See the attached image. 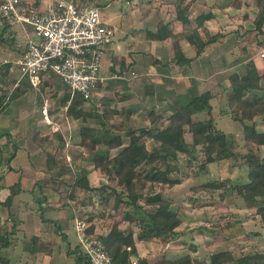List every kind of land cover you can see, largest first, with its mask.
Masks as SVG:
<instances>
[{"label": "trees", "instance_id": "obj_1", "mask_svg": "<svg viewBox=\"0 0 264 264\" xmlns=\"http://www.w3.org/2000/svg\"><path fill=\"white\" fill-rule=\"evenodd\" d=\"M27 1L36 5L41 3V0ZM194 1L196 0H176V17L183 23L182 30L174 31L169 27V21L160 19L155 31H146V37L150 39L170 38L174 58L178 63L191 62L197 57H203L209 47L222 41L221 37L224 36V33L214 31L208 24L209 20L217 16L212 9L195 16L188 12ZM254 3L256 6L254 23L260 32L264 26V0H254ZM184 41L193 47L195 51L193 56L187 55L183 46ZM153 62L158 64L160 59L155 57ZM244 69V73L236 69L229 73L230 89L227 91L229 111L234 119L243 123L244 147L240 146V149L236 133L218 126L212 102L215 94L210 89L196 92L194 88L193 93L190 91L187 94L188 97L179 95L173 99L169 106L165 107L171 111L163 122L160 119L163 118L164 111L153 106L147 112V118L152 125L140 126L137 129L125 127L122 122L111 123L119 110L110 107L109 104L100 113L98 110L89 111L85 108L88 99L81 93L71 96V92L67 91L63 96L62 104L67 105L70 101L66 110L67 115L73 119L82 118L83 121L76 141L88 147L95 167L107 177L106 180H101L99 186L80 184L83 189L94 192L104 211L96 215V212L99 213L101 210L93 208L87 211L79 208L74 215L89 223L88 232L101 238L116 264H132V255L137 251V238L167 241L179 233L183 219L179 212L172 208L174 199L171 197V189L175 184L182 182V177L174 176V172L187 176L182 170L183 159L186 160V166L196 162L201 171H205L213 162L221 164L233 160L231 165L246 164L248 180L245 182H235L229 178H212L206 182L192 184L190 188L195 194L208 192L211 197H215L219 191V197L223 199L227 188L230 187V190L236 193V197L257 205L256 212L264 222V203H260L261 198H264V129H259L257 125V117L260 116L264 120V71L260 70L252 57L245 61ZM101 85L103 83L98 84L99 87ZM19 93V91L11 93L9 98H5L7 94L2 95L4 97L0 98V112L9 100ZM204 111L208 112L209 117H199ZM89 115L95 116L99 124L87 122ZM114 129L124 130L129 142L115 155H111V149L124 144V134ZM57 136H61V133ZM40 138L41 141H37L39 144L53 141L47 140L46 136ZM149 140L153 142L151 147L148 145ZM5 144L0 142V165L8 163L12 167L11 161L15 155L4 150V147H7ZM64 145L65 140H62L57 148L63 149ZM45 154L47 167L51 171L57 169L64 159L67 160V156H63L62 152L46 150ZM1 179L2 176L0 181ZM4 186L0 184V188ZM158 186H161L160 189H157ZM75 187V184H71L68 189V195L72 199H76ZM9 188L11 192L6 200H0V205L9 209L8 218L12 221L7 225H1L0 222L3 228V231L0 229V263L3 264L11 263V256L21 239L22 241L24 239L25 247L37 248L39 241L37 236L28 239L13 236L18 232V223L12 206L21 188L20 184H13ZM93 197L91 194L83 197L82 202L93 203L95 201ZM43 199L45 195L37 197L40 204L43 203ZM110 210L109 215L106 211ZM111 216L113 218L122 216V219L114 220L111 226V222L109 223ZM126 218L141 225V232L137 237L131 227H122L121 221ZM96 219L103 225V231L100 233L95 231ZM190 245L195 251L199 248L193 240ZM66 255L72 259V264H88L87 255L81 250L80 244L72 248L68 246ZM138 264H264V250L236 255L232 249L220 248L210 251L205 257L194 256L191 252L171 257L163 250L154 258H139Z\"/></svg>", "mask_w": 264, "mask_h": 264}, {"label": "rangeland", "instance_id": "obj_2", "mask_svg": "<svg viewBox=\"0 0 264 264\" xmlns=\"http://www.w3.org/2000/svg\"><path fill=\"white\" fill-rule=\"evenodd\" d=\"M47 1L48 0H41L43 5L46 4ZM82 1L98 4L101 9L103 21L111 24L115 28L114 39L109 44V47L114 51H108L106 53L101 74L107 76L110 71V66H112L115 61L117 68L118 66L120 68L123 66L124 73V78H119L117 82L111 80L112 83L108 85H112V87H97L93 97L85 102V108L89 111L98 110L100 113L103 112L107 104H109L110 107L111 105L112 107L115 105L116 107L121 106L126 109L131 108L133 109V114L130 118L122 115H115L114 119L110 122L119 124V122L123 120L125 127H134L136 129L140 126H151V121L147 118L148 110L153 106L162 109L165 108L166 104L164 100L157 101V96H161V94L164 93V95H168L167 97L169 98L174 97V94L164 92L162 86L159 85L163 80V76L160 78L161 75L156 69L158 67L157 65L153 66V61L154 58L158 56L167 58L166 56L169 53L171 56H174V50L170 38L161 42L155 41L153 49L149 48L148 45L144 44L147 39H150L146 37V31H155L160 17H168V14L170 17L175 18L174 6H171V3H167L166 5H170L169 7L171 10L165 12V9H163L160 12L161 0ZM193 4L194 3H192L188 10L189 13L192 12L193 16L201 12L209 11L210 8L217 15L219 12V15L209 20L208 24L214 31L224 33V36L221 37L222 41L209 47L206 55L197 59L194 73L195 77H189L190 83L193 84L196 92L207 89L214 92L215 97L212 98V102L217 124L228 132L236 133L240 149V146L244 147L243 123L234 119L229 111L227 91L230 89V81L228 75L235 69L240 73H244V63L250 57L254 58L260 70L264 71V63L259 57L261 49L264 48V26L263 30L259 32L254 23L256 11L254 0H196V4ZM225 4L226 6H224ZM180 77H182V75H178L174 78L176 80L179 79L178 81H184ZM109 78L113 77H111V75L109 77L107 76L103 84L106 82L108 83ZM165 82H167V80ZM171 85L172 84H170V86ZM111 89H113V91H111ZM114 90H117L118 94L115 93ZM67 91H69L68 87L63 80L55 74L51 82H44L39 89L37 88L34 90V105L36 107L41 105V103L45 101V98H47L52 101V108H56L57 111L61 110V113L57 112L58 115L54 116V121L58 123L57 126L59 129L58 131H53L51 129L54 127L49 129V127H47L48 125L39 126V129L47 134V138H49L50 135L53 136L50 138L53 141L42 142V144L37 142L38 147L35 146L32 141L23 142L24 146H27V149L22 150L19 157L14 160V167L17 170L19 167H21V169L22 167L27 168V165L31 163L30 161H32L36 169L39 168L42 170L43 166L46 165V150L62 152L63 156L71 154V161L74 166L77 167L92 165L91 162L93 160L90 157V150L88 147L79 144L78 140L76 141V139L79 138L80 126L83 124L82 118L73 119L67 115L66 110L70 101L66 105L67 108H61L60 106L62 98ZM121 94H125L123 100H120L119 95L121 96ZM150 96H152V98H150ZM173 99H171V101L169 100V102H172ZM156 101L159 105L156 104ZM168 110L171 111L170 109ZM164 111L167 115L169 114L167 110ZM205 116L209 117L207 111L199 115V117ZM44 117L47 120L45 115ZM87 120L90 124H99V121L93 115H89ZM160 121L163 122L164 120L160 119ZM257 125L259 129H264V120L260 116L257 117ZM29 126L31 125L27 127L26 125L24 126V133H21V135H26L27 137L32 136L31 132H25L28 129L30 130L31 127ZM115 131L123 133L124 137L128 139L124 130L116 129ZM59 133H61V136H57ZM187 136L190 139L189 132H187ZM40 137H42V135ZM5 140L6 138L4 141ZM62 140H65V145L63 149H59L57 145H59ZM37 141L41 140L37 139ZM66 141L70 142L69 145L66 144ZM148 142L149 147H151L153 142L150 140ZM31 146H34V148L32 147L31 156H28L27 153ZM66 161H68V158ZM185 162L186 160L183 159L181 165L182 170L184 173H187V176L186 174L181 175L174 172V176L182 177V182L176 184L173 191L171 189V197L174 199L172 208L177 210L183 219L179 227V233L167 241L152 238L144 240H152L153 244H155L156 251L159 249V252L165 249L164 251L169 253L171 257H176L186 252H191L194 256L205 257L210 251L220 248L232 249L236 255L242 252L264 250V222L261 216L256 212L257 205L255 203L250 204L245 202L242 198L236 197V193L230 190V187L227 188L226 196L223 199L219 197V191L215 194V197H211L208 192H199L195 194L190 188L192 184L206 182L208 179L212 178H229V180L235 182H245L248 180L247 165H231L233 160H227L221 164L217 162L210 163L205 171H201L196 162H193L191 166H186ZM72 171L75 172L74 170ZM73 172L69 170L67 175L65 174V177L70 181L74 178L75 174ZM98 173L102 175L100 170H98ZM27 175L28 181H34L38 173H27ZM1 176L2 179L0 184L9 187L13 182H16L17 173L13 171V166L10 167L8 163H3L0 165V177ZM99 179V176L95 178L97 184ZM159 187L161 186H158L157 189ZM7 192L11 191L5 190L0 196L5 197ZM82 192L83 191L80 189L76 190L78 196L82 198L88 196L87 192ZM44 193L45 191L42 187L37 186L35 190L28 191L26 196L28 198H34L33 203L38 208L40 207V203L37 201V195H41L39 197H42ZM23 195H25V193L22 192L15 198L19 201V198ZM64 198L66 199L67 197ZM82 198L79 200L72 199V202H75V205H77L76 210L79 211L82 205H84L85 210H91L88 209L90 208L89 206H85L89 204L88 202L85 204L81 203ZM260 203H264L263 197ZM93 206L95 209L101 210L99 213L96 212V215H100V213L104 211L100 202L97 203L96 200L93 202ZM18 207L19 211L24 209L23 205L18 204ZM39 211L40 208L38 209V212ZM68 212L70 213V208ZM106 213L111 214V210L106 211ZM39 214L38 217L40 220L42 214ZM7 216V209L0 205L1 225H7L8 222H11L6 219ZM61 222L67 227L69 236L72 240H76L78 235L76 229L73 227L74 222L72 218H65L61 220ZM101 222H103V219H101ZM110 222L111 220L109 223ZM127 224L128 226L136 228L135 232H137V235L141 232V225L139 222H130ZM0 229L3 231L2 226H0ZM54 240L55 242H50L51 245H47L50 240L44 244L46 245L44 249L49 250L48 252L45 251V254H35L34 259L31 257V255H34L32 252L33 250L31 251L29 249L23 251L22 248L19 247L17 249L16 247L17 250L14 249L10 264H62L63 262H67L64 249L60 252L53 251L57 249L56 244H60L58 241L66 243L65 240L62 239L60 235L57 238L58 241H56V239ZM192 240L198 244L199 248L196 251L193 250L190 245ZM51 246H53L52 249ZM34 249H36V247H34ZM67 264L72 263L69 262Z\"/></svg>", "mask_w": 264, "mask_h": 264}, {"label": "crops", "instance_id": "obj_3", "mask_svg": "<svg viewBox=\"0 0 264 264\" xmlns=\"http://www.w3.org/2000/svg\"><path fill=\"white\" fill-rule=\"evenodd\" d=\"M167 3H169V4L171 3L170 5L174 6V10H175L176 0H161L160 9L158 8L160 10V12L163 9H165V12H169L171 10V8L169 7L170 5H166ZM193 3H194L193 5H195L196 1ZM40 4L42 7H44L46 5V4L43 5L42 2ZM209 10H211V8ZM190 13L192 14V12H190ZM218 15H219V12H218ZM167 16L168 17H160V19H164L166 21H169L170 22L169 27L171 29H173L174 31H180L183 29L182 21L176 17V10H175V18L170 17L168 14H167ZM31 36H33V32L31 31V29H24L18 24H12V25H8L5 27L4 26L0 27V98L4 97V96H2L4 94H7V96L5 98H9L11 93H15L16 91L20 92L19 95H17L13 99L9 100L6 107L0 112V120H1L0 121V142H1V144H5L7 142H10L8 145L5 144V146L7 145V147H4V150L5 151H11L15 155V157L11 161V165L13 166V171L15 173H17L16 182H13V184H20V188H21L20 193H18L15 197H17L22 192L25 193V195H23V196H21V198H19V201H21V202H19L18 199L14 198V204L12 206V209L17 215L16 219H17V223H18V226H17L18 232L16 234L14 233L13 236L18 235L19 237H26L27 239L30 237H33V236H37L39 238V241L37 243L38 247L36 249H34V247H32V246L31 247H25L24 242H23L24 239H23V241L21 239V241H19V244L17 246V249L20 247L23 249V251H26L29 249L31 251L33 250L32 252L34 253V255H31V257L34 259L35 254L36 255L38 253L45 254V251L48 252L49 250L44 249L46 247V245H44V244H46V242L48 240H50V241L48 242L47 245H51L50 242L51 243L53 241L55 242L54 239H56V241H58L57 238L59 237V235L62 239L65 240L66 243H64L63 241L62 242L58 241V242H60V244L59 243L56 244L57 249H54L53 251H59L60 252L64 249V251L66 252L68 246H71V248H72V247L76 246L77 244H79L78 236H77L76 240H72V238L69 236V232H68L67 227L61 222V220L68 218V217H71L72 221L74 222L73 227L75 228V220H76V218H79L76 215H74V214H77L76 213L77 212V210H76L77 205H75V202H72V198L69 197L68 189H69L71 184H75L76 187H75L74 195L76 196L77 200L82 198L76 194V190L80 189L83 192H87L88 196L90 195V193H91V195H94L93 199L96 200V202L98 203L99 200L97 199V196L94 194V192H92L90 190L87 191V190L83 189V187H81L80 184L82 185L84 183H89L91 186H99L101 180H103V179L106 180L107 177L102 176L101 174L98 173L99 169H97L95 167L93 161L91 162L92 165H89V166H83V167L74 166L73 162L71 161V154H67L68 161H63L61 163V165L53 171L48 169L47 164L45 166H43L42 170H40L39 168L36 169L35 166L32 164V161H30L31 163H29V165H27V168L22 167V169H21V167H19V169L17 170L14 167V160L19 157L22 150L27 149L26 148L27 146H24L23 142L32 141L35 144V146L38 147L37 139H41L40 138L41 135H42V137H44L45 135L47 137V134L39 129L40 128L39 126L48 125L47 127H49V129H51V127H54L53 129H51L53 131H58V129H59V127L57 126L58 123H56L54 121V116L58 115V113H61V110L57 111L56 108H52V105H53L52 101L45 98V101L42 102L41 105H39L37 107L34 105V103H35L34 102V100H35L34 90L37 88L39 89V87L44 82L45 83L51 82V79L54 78L55 73H53V72L44 73L42 76V81H41L40 85L35 86L31 82L29 76L27 74H24L20 70L19 65L17 64L18 58L24 52L27 39ZM165 40L166 39H163V40L147 39L144 42V44L148 45L149 48L153 49V45H154L155 41L161 42V41H165ZM183 46H184V49L186 50V53L188 56L194 55L195 51H194L193 47L190 45V43L184 41ZM108 51L113 52L114 50H112L110 47H108ZM191 51L194 53H192ZM166 57L167 58H163L162 56L161 57L158 56L157 58L160 59V62L158 64L153 63V66L157 65V67H158L156 69H157L158 73L161 75L160 78H162V76H163V80L161 79L162 82L159 85L162 86V89L164 90V92H168L169 94H171V93L174 94V97H173L174 99L176 97H178L179 95H184V96L188 97L187 94L190 91H191V93L194 92V86H193V84L190 83L189 77L190 76L192 78L195 77L194 73H195L196 61H197V59H200L201 57L200 58L197 57V58L193 59L191 62H186V63H178L176 61V59L174 58V56H171L170 53ZM123 74H124L123 73V66H121V68L118 66V68H117L116 61H115V63L112 64V66H110V71L108 72V75H107L108 77L111 75V77H113V78H109L108 83L106 82L107 84L105 83V84L101 85L100 87H102V86L112 87V85H108V84L112 83V81L117 82V80L119 78L120 79L124 78ZM178 75H182V77H180V78H182L184 81H178L179 79L176 80L174 78V77H177ZM164 79H165V81L167 80V82H170V83L165 82ZM170 84H172V85L170 86ZM163 85H164V87H163ZM111 91H113V89H111ZM114 92L118 94L117 90H114ZM124 96H125V94H121V96L119 95L120 100H123ZM152 96H153V94H152ZM152 96H150V98H152ZM167 96L168 95H164V93H163V94H161V96H157V99H158L157 101L164 100L166 103L165 107L169 106V100L171 101V99H173V98H169ZM4 101H5V99H4ZM156 104L159 105L158 102ZM44 106H46L48 108L47 120L45 119V117H44L45 114L42 111V108ZM60 106H61V108L66 107L65 104H61V103H60ZM113 108H117L119 110V112L116 113L115 115H122V116H125L127 118H130L133 114L132 113L133 109H131V108L126 109L125 107H121V106L116 107L115 105L113 106ZM161 110L164 111L167 109L162 108ZM167 113H170V111L167 110ZM165 116H168V115L164 111V117L162 118L163 120H166ZM78 119H81V118H78ZM121 122L123 123L124 121L122 120L119 123H121ZM25 125H26V127L28 125H31V126H29V127H31L30 130L28 129L27 131H25L28 133H30V132L32 133V136H28L29 138L26 135H21V133H24L23 130H24ZM37 135H39V136L37 137ZM51 137H53V136L50 135L49 138H47V140H50ZM5 138H6V140L4 141ZM128 142H129V137H128V139L126 137H124V144L119 146V147L111 149V155H115ZM69 143H70L69 141H66L67 145H69ZM152 145H153V143H152ZM32 147L34 148V146H31L30 150H28V153H27L28 156L32 152L31 151ZM78 166H80V165H78ZM69 170L71 172H73L72 170L75 171V172H73L75 175H74V178L72 181L68 180L65 177V174L67 175ZM35 172L38 173L37 178H34V181H30V180L28 181L27 173H35ZM98 176L100 177V179H99L98 184H97L95 182V178ZM44 177H46V178H44ZM177 184H179V183H177ZM37 186L42 187V189L45 191V193L43 194V195H45V199H43V203L40 204V207H38V208L33 203L34 198H28L26 196L28 191L35 190ZM174 186L172 187V191H173ZM64 187H66L67 189ZM5 190H10V188L6 187V186L1 187L0 188V194H3L5 192ZM9 194H10V192H7L5 194L6 195L5 197L0 196V200L1 201L6 200V198L8 197ZM39 196H41V195H37V197H39ZM64 197H67V198L65 199ZM76 199H74V200H76ZM26 201H28V203H26ZM81 203L83 204L82 201H81ZM18 204L23 205L24 209L19 211ZM172 205H174V203ZM85 206H89L90 208H88V209L95 208L93 206L92 202L85 205ZM13 207H15V208H13ZM5 208L8 211V216L6 219L9 220V218H8L9 214H10L9 209L7 207H5ZM39 208H40V211L38 212ZM69 208H70V213L68 212ZM80 208L85 209L84 205H82ZM39 213L42 214V216L40 217V220L38 217ZM116 219L121 220L122 216H119V217L114 216V218L111 216V226H112L114 220H116ZM10 221H11V219H10ZM95 221H96L95 231L98 233L102 232L103 231L102 230L103 225L101 223H99L98 219H96ZM128 221H130L128 218L123 219L121 221L122 227L123 228L131 227L135 231V229H136L135 227L128 226L127 223H130ZM135 237H137V232H135ZM35 245H36V243L34 244V246ZM154 245L155 244H153L152 240L145 241L144 239L140 240L137 238V241H136L137 251H136V253H134L132 255V259H139L141 257L154 258L160 252V251L158 252L159 249L156 251V248ZM53 246H51V249ZM168 255H169V253H168ZM65 258H66L67 262H65V263L63 262L62 264H67L69 262L72 263V261H71L72 259L67 257V255L65 256Z\"/></svg>", "mask_w": 264, "mask_h": 264}, {"label": "built area", "instance_id": "obj_4", "mask_svg": "<svg viewBox=\"0 0 264 264\" xmlns=\"http://www.w3.org/2000/svg\"><path fill=\"white\" fill-rule=\"evenodd\" d=\"M18 24L31 29L17 64L35 86L44 73L53 72L68 87L71 96L93 97L115 28L103 21L98 4L82 0H49L44 7L27 0H0V27ZM259 57L264 63V48ZM48 118V108L42 109ZM89 223L76 218L75 229L88 264H116L97 234L88 232ZM130 248V246H129ZM133 259L132 264H138Z\"/></svg>", "mask_w": 264, "mask_h": 264}]
</instances>
